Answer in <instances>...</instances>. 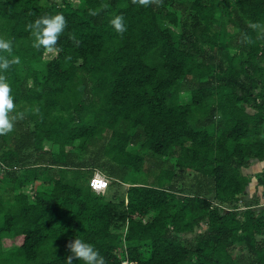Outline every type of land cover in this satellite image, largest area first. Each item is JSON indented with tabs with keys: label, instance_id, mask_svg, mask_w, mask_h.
Here are the masks:
<instances>
[{
	"label": "trees",
	"instance_id": "trees-1",
	"mask_svg": "<svg viewBox=\"0 0 264 264\" xmlns=\"http://www.w3.org/2000/svg\"><path fill=\"white\" fill-rule=\"evenodd\" d=\"M46 13L67 27L45 56L26 25ZM252 22L264 0H0L22 114L0 136V264H66L76 237L106 264H264V166L244 171L264 159Z\"/></svg>",
	"mask_w": 264,
	"mask_h": 264
},
{
	"label": "clouds",
	"instance_id": "clouds-1",
	"mask_svg": "<svg viewBox=\"0 0 264 264\" xmlns=\"http://www.w3.org/2000/svg\"><path fill=\"white\" fill-rule=\"evenodd\" d=\"M131 2L146 7L150 4L159 5L161 0H131ZM98 14L99 12L97 10H89V15L91 16H97ZM109 23L118 34L122 35L127 30L124 18L121 15L114 16ZM66 27L67 20L62 13H46L28 23L26 25V30L30 32L33 38L32 46L35 49L39 50L44 48L46 50H53L57 46ZM248 27L253 31H256L258 36L264 39V24L252 22L248 24ZM69 39H72L74 43L78 44L73 35H70ZM241 42L251 43L252 40L247 33H241ZM12 52V41L0 37V53H8L11 55ZM66 59H70V57H66ZM19 63L20 58L18 56H11V59H9L8 56L0 55V136L11 133L14 130L15 121L18 118H22V114H19V116L12 115V113L16 111V104L12 95V87L8 82L7 77L3 74L7 72L12 65ZM91 176L88 180L91 179ZM100 176L105 178L102 174ZM97 181H100L102 186H97ZM90 184L93 190L99 191L102 188L107 187V180L101 181L100 179L94 178ZM66 248L71 253V255L67 257L66 264H72L74 258L83 261V264H106L105 258L99 253V251L96 250L91 243L80 238L76 237L74 240L69 241L66 244Z\"/></svg>",
	"mask_w": 264,
	"mask_h": 264
},
{
	"label": "rangeland",
	"instance_id": "rangeland-1",
	"mask_svg": "<svg viewBox=\"0 0 264 264\" xmlns=\"http://www.w3.org/2000/svg\"><path fill=\"white\" fill-rule=\"evenodd\" d=\"M50 53H51V50H46L44 55L46 56V55H49ZM262 166H264V159L259 161V162H256L255 165H250L244 171L252 173V172L257 171ZM253 182H254V179H252L251 183L246 188V191H247L246 194H249L251 192L252 186H253ZM22 190L24 192H26L28 195L32 194L33 189L31 188V183L24 184L22 186Z\"/></svg>",
	"mask_w": 264,
	"mask_h": 264
},
{
	"label": "built area",
	"instance_id": "built-area-1",
	"mask_svg": "<svg viewBox=\"0 0 264 264\" xmlns=\"http://www.w3.org/2000/svg\"><path fill=\"white\" fill-rule=\"evenodd\" d=\"M100 173L98 172V171H95L94 173H93V175L91 176V179L89 180V184H90V182L95 178V179H100L101 181H105L106 180V178H103V177H101L100 175H99ZM90 187H91V184H90ZM92 188V187H91Z\"/></svg>",
	"mask_w": 264,
	"mask_h": 264
},
{
	"label": "snow or ice",
	"instance_id": "snow-or-ice-1",
	"mask_svg": "<svg viewBox=\"0 0 264 264\" xmlns=\"http://www.w3.org/2000/svg\"><path fill=\"white\" fill-rule=\"evenodd\" d=\"M97 186H102V183L100 181H97Z\"/></svg>",
	"mask_w": 264,
	"mask_h": 264
}]
</instances>
